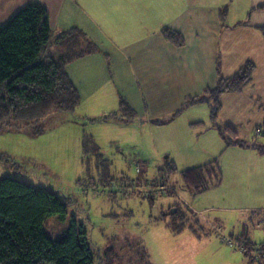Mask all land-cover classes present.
<instances>
[{
  "label": "rangeland",
  "instance_id": "1",
  "mask_svg": "<svg viewBox=\"0 0 264 264\" xmlns=\"http://www.w3.org/2000/svg\"><path fill=\"white\" fill-rule=\"evenodd\" d=\"M207 104L205 112L180 113L178 100L165 109L146 106L143 117L167 122L150 130L115 122L107 106L87 117L77 109L53 112L29 129L0 133V179L21 180L68 203V220L52 217L44 231L58 240L75 218L87 230L96 264H109V249L116 252L113 264H259L245 262L224 238L247 230L253 242H264V157L254 162L249 157L257 150L228 147ZM215 161L221 185L194 196L182 172ZM173 167L177 173L168 174ZM247 189L257 191L252 205L237 199L252 195ZM176 206L193 213L190 225L200 221V237L190 228L176 235L160 220Z\"/></svg>",
  "mask_w": 264,
  "mask_h": 264
},
{
  "label": "crops",
  "instance_id": "2",
  "mask_svg": "<svg viewBox=\"0 0 264 264\" xmlns=\"http://www.w3.org/2000/svg\"><path fill=\"white\" fill-rule=\"evenodd\" d=\"M33 2L46 7L56 33L79 28L102 50L69 66L81 95L77 110L84 112L83 117L98 109L104 114L105 106L108 113L115 112L123 98L139 113L125 126L150 130L156 116L143 117L146 106L165 109L168 102L178 100L179 110L188 97L216 86L218 63L221 76L228 78L252 61L257 67L252 84L243 93L221 98L219 121L236 128L245 141L253 140L264 123V37L257 29L264 27V9H258L264 0H0V24ZM226 7L227 27L221 20ZM165 27L182 33L186 45L167 42ZM203 104L187 112H205ZM257 154L249 158L263 160L264 155ZM247 190L252 195L243 192L237 199L252 205L257 191ZM243 234L253 242L247 230Z\"/></svg>",
  "mask_w": 264,
  "mask_h": 264
},
{
  "label": "trees",
  "instance_id": "3",
  "mask_svg": "<svg viewBox=\"0 0 264 264\" xmlns=\"http://www.w3.org/2000/svg\"><path fill=\"white\" fill-rule=\"evenodd\" d=\"M258 9H264V5ZM254 11L248 14L246 20ZM227 17L226 7L221 13L222 25L226 27ZM257 29L264 37V27ZM162 34L167 42L176 47L186 45V39L179 31L165 27ZM101 51L79 28L56 33L52 29L48 10L41 3L33 2L14 12L0 24V133L29 129L53 112L74 113L81 103V95L72 81L69 66L76 60ZM256 69L254 62L247 61L235 75L224 78L218 63L216 86L205 88L198 96L188 97L178 113L194 105L208 103L211 107L210 119L228 147H251L264 155V145L258 140L264 138V123L257 127L253 140L245 141L236 128L219 121L221 98L226 94L243 93L252 84ZM137 118L138 113L123 98L118 110L111 114V119L125 124ZM152 123L163 125L167 122L153 120ZM200 124L203 123H196ZM84 164H87L86 161ZM218 164L215 161L182 172L183 182L194 196L221 185ZM176 173L177 169L173 167L168 174ZM67 209L68 203L51 191L18 179L1 178L0 264H96L87 230L75 218L60 239L54 240L45 233L46 220L52 217L68 220ZM190 213L188 209L171 208L160 220L176 235L190 228L200 237V221L196 219L194 225H190ZM196 226L199 228L196 229ZM239 236L250 247L264 243H253L245 234ZM114 252L113 249L104 252L109 264L114 262Z\"/></svg>",
  "mask_w": 264,
  "mask_h": 264
},
{
  "label": "built area",
  "instance_id": "4",
  "mask_svg": "<svg viewBox=\"0 0 264 264\" xmlns=\"http://www.w3.org/2000/svg\"><path fill=\"white\" fill-rule=\"evenodd\" d=\"M160 190H164V187H160ZM224 241L234 251L243 254L246 260L256 263L264 262V243L252 245L250 247L246 244V241L241 238L225 237Z\"/></svg>",
  "mask_w": 264,
  "mask_h": 264
}]
</instances>
